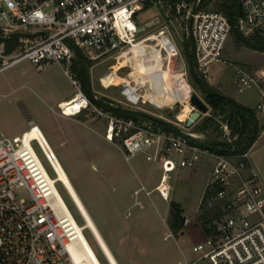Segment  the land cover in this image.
Here are the masks:
<instances>
[{
    "label": "built area",
    "instance_id": "1",
    "mask_svg": "<svg viewBox=\"0 0 264 264\" xmlns=\"http://www.w3.org/2000/svg\"><path fill=\"white\" fill-rule=\"evenodd\" d=\"M161 1L0 0V72L23 61H29L36 69L58 65L74 89L68 102L75 100L79 105L72 115H67L64 107L58 105L59 114L64 117L91 114L104 123L103 138L120 150L125 162L143 154L146 161L157 163L161 176L155 190L163 200L167 199L166 182L172 172L193 168L199 156L206 159L210 170L194 217L190 220L183 216V228L192 225L203 238L191 245L195 258L187 260L183 255L178 264L200 261L264 264V180L252 163L250 149L238 155L219 154L209 147L190 144L188 137L202 139L185 128L177 127L179 133L165 132L149 122L117 117L89 100L73 71L76 51L89 52L88 58L92 61L113 59L117 64L108 66L107 72L115 71L118 76L122 68L128 71L124 77L118 76L117 83L113 80L103 82L106 72L98 78L99 85L103 89L119 86L126 107L145 101L150 103L149 77L155 73L141 74L143 81L136 79L133 46L142 43L150 50L158 49L162 68L164 62L170 63V58L159 41L170 43L176 50L173 58L178 52L165 26L155 34L139 36L146 28L157 25L156 18L145 27L134 21L146 5ZM238 2L242 10L237 20L238 30L244 35L253 30L264 31V0ZM181 9L188 20L186 32L195 45L197 72L209 81V68L221 59L230 25L221 12H193L180 3L177 14L182 12ZM32 27L39 30L23 32ZM8 44L10 52L6 51ZM150 63L146 61V65ZM231 84L239 94L257 89L258 102L254 112L264 129V68L253 74L239 70L233 75ZM92 98L96 100L98 96L95 94ZM33 125L31 123L19 136L7 137L0 132V264H87L82 250L83 227L59 200L56 180L47 174L33 145L53 173L51 160L55 154L49 149L47 152L38 140L27 136ZM221 130L229 140L226 124L221 123ZM173 153L182 156L177 161L171 157ZM20 190L26 192L27 199L19 196ZM150 192L139 183L130 195L132 207H141L140 195L149 196ZM200 206L218 212L214 221L208 224V234L203 233L198 219ZM167 238H173L170 231L165 233Z\"/></svg>",
    "mask_w": 264,
    "mask_h": 264
},
{
    "label": "rangeland",
    "instance_id": "2",
    "mask_svg": "<svg viewBox=\"0 0 264 264\" xmlns=\"http://www.w3.org/2000/svg\"><path fill=\"white\" fill-rule=\"evenodd\" d=\"M198 2L199 0H196L194 5ZM180 3L189 11L192 10V4H187L184 0H162L159 4L148 5L135 17V24L142 27L156 18L157 25L146 28L139 36L155 34L161 26H165L178 52L175 58L170 59L169 64L164 62L163 69H166V74L159 78L158 83L154 81L150 83L152 94L150 103L145 101L126 107L119 93V86L103 89L98 83V78L107 72L108 66L117 63L113 59L92 61L88 58L90 53L86 51H83L85 54L82 52V55L88 66L91 93L96 94L103 103L162 118L183 130L184 121L194 110L189 103L190 95L196 94L202 102L205 104L206 102L192 81L188 60L183 52L184 43L189 42L193 45V41L186 32L189 25L188 20L184 18V10L181 9L182 12L177 14ZM210 7L212 5L207 8ZM38 30L32 27L23 32L28 34ZM261 35L264 36V31ZM188 50L190 51L191 47ZM254 55V51L237 45L232 36L228 37L221 57L223 64H217L218 62L211 64L208 83L221 94L234 96L244 104L255 107L254 100L248 99L252 90L239 94L231 84L236 68L248 65L249 72L256 70L252 68V63L258 62ZM121 62L119 59V63ZM127 71V68H122L118 76L124 77ZM174 76L183 79V82L176 85L175 97L181 105L177 110L171 108L170 104L174 103L169 97L171 94H167L168 96L162 94L158 92L160 88L157 87L163 86L162 82L167 77ZM118 79L116 81H119ZM73 91L65 75L55 64L36 69L29 61H23L5 69L0 72V132L7 137L19 135L30 126L27 117L35 122L117 264H178L182 262L184 256L187 260L194 259L195 256L190 249L194 240L202 238L198 230L193 229L189 238L183 228L182 234L178 236L172 234L173 238L165 239V233L170 231L167 225L169 202L179 203L183 209V216L192 220L199 195L207 182L209 166L202 163L194 168L185 169L183 173L177 171L171 173L166 182L167 199L163 200L155 190L161 176V168L157 163L146 161L143 154L136 155L129 163L125 162L120 150L105 141L104 123L95 119L93 115L85 113L64 117L59 114L56 100ZM207 108V113L202 115L189 131L193 132V126L209 115L211 110L208 105ZM181 110L185 114L179 118ZM197 134L201 135L203 141L223 138L222 136L219 138L217 131ZM33 147L47 174L54 178V173L37 147L35 145ZM179 156L178 153L172 154L177 161ZM205 163L207 164V161ZM140 182L151 192L149 196L144 194L140 196L141 207H132L133 199L130 195ZM55 188L62 200L70 205L71 215L76 223L83 227L84 221L62 185L56 183ZM19 196L27 199L24 190L19 191ZM82 234L100 264H108L90 232L83 229ZM197 264L208 263L200 261Z\"/></svg>",
    "mask_w": 264,
    "mask_h": 264
},
{
    "label": "trees",
    "instance_id": "3",
    "mask_svg": "<svg viewBox=\"0 0 264 264\" xmlns=\"http://www.w3.org/2000/svg\"><path fill=\"white\" fill-rule=\"evenodd\" d=\"M187 4H192V11L199 12L206 10L221 12L227 18L230 25V34L233 41L240 46H244L254 51L264 52V36L261 31L255 30L248 36H244L237 27V20L242 15L241 6L238 0H199L194 5L196 0H184ZM212 5V7L207 8ZM146 5L144 8H146ZM143 8V9H144ZM183 52L188 60L189 72L191 74L194 85L200 90L204 96L206 104L210 108V113L201 119L199 123L193 126V132L208 134L209 132L217 131L219 138L215 140H200L188 137V142L198 147H209L212 151L224 155H238L242 154L253 146L258 139L263 125L260 124L254 109L244 106L237 102L235 99L228 95L221 94L217 89L211 86L198 72L194 57L195 45L191 43H184ZM191 47V50L188 49ZM10 46L7 45L6 51L10 52ZM73 71L78 79L81 89L89 100L98 108L109 112L117 117L132 118L141 122L147 121L155 127L160 128L165 132L179 133V128L172 126L166 127L158 123L151 122L150 120L142 117L140 113L124 110L121 106H110L103 103L102 100L93 99L91 93L90 83L87 82L88 75L86 69L88 68L87 62L81 52L76 51L72 63ZM90 93L92 95H90ZM206 105V106H207ZM226 124L229 131V140L225 138L223 131L220 130L221 124ZM209 138V137H208ZM71 213V207L65 203ZM201 207V206H200ZM218 212L213 209L200 208L199 221L204 234H208V224L212 223L217 216ZM167 225L169 230L174 236L182 234L183 230V209L181 205L175 201L169 202V210L167 215Z\"/></svg>",
    "mask_w": 264,
    "mask_h": 264
},
{
    "label": "bare ground",
    "instance_id": "4",
    "mask_svg": "<svg viewBox=\"0 0 264 264\" xmlns=\"http://www.w3.org/2000/svg\"><path fill=\"white\" fill-rule=\"evenodd\" d=\"M151 39H154V37H152ZM139 44L141 43L135 44L132 48L133 59H134V64H135L134 68L136 70V79L143 81V77L140 76L141 74L154 72L155 75H151L149 77V82L150 83L152 81L158 82L159 78L162 75L166 74V69H163L162 67H160L161 63H159V50L158 49L150 50V48H148L147 46L139 45ZM159 44H161L163 47L166 48V51L169 54L170 59L176 55V50H174L172 46L170 47V43L161 40L159 41ZM147 60L151 61L150 65H146ZM121 64L122 63H120V65ZM118 78L119 77L117 76L115 71H112V72H107L105 77H103L102 81L109 82L113 80L115 83H117L116 79ZM181 82H183V79H179V77H175V76L173 78L167 77L165 81L162 82L163 86H160L161 90H159V92L165 95L171 94L169 96L172 99L171 101L177 102L176 97H175V90H176V85ZM150 93H151V90H150ZM61 106L64 107V111L67 115H72L74 111H76L79 107L78 103L75 100H72L71 102H66V103L63 102ZM184 114L185 112L181 110L178 117L182 118ZM27 136L38 140L47 152H49V150L52 151L51 147L47 143L46 139L44 138L43 134L41 133L38 127L33 125L32 130L27 133ZM51 166L54 170V179L56 180V183H60L62 185V187L64 188V190L70 197L71 201L73 202L74 206L78 210L80 216L82 217L84 221L83 229H87L90 232L98 248L102 252L105 259L107 260L108 264H117L116 260L114 259L112 253L110 252L102 236L100 235L94 222L90 218L81 199L79 198L78 194L74 190V187L69 181L65 171L63 170L56 156H54V159L51 160ZM59 200L65 206L68 213L71 215L70 211L68 210V207L66 206L65 202L62 200L60 196H59ZM81 237H82L83 247H84L82 248V250H83L84 256L86 257L87 264H100V262L97 260L95 254L93 253L92 249L88 245L85 238L82 235Z\"/></svg>",
    "mask_w": 264,
    "mask_h": 264
},
{
    "label": "crops",
    "instance_id": "5",
    "mask_svg": "<svg viewBox=\"0 0 264 264\" xmlns=\"http://www.w3.org/2000/svg\"><path fill=\"white\" fill-rule=\"evenodd\" d=\"M255 30H253L252 32H254ZM251 32V33H252ZM250 34V33H249ZM229 37V36H228ZM228 39V38H227ZM224 46H225V44H224ZM223 50H224V47H223ZM223 50H222V53H223ZM252 51H254V50H252ZM255 52V57L257 58V60H258V62H256V63H252V68H254V69H256V70H254L253 72H249L250 71V69L248 68V65H245L244 67H241V68H236V72L237 71H244V72H247V73H255V72H259L260 70H262L263 68H264V52H261V51H254ZM222 57V56H221ZM217 64H223V62H222V60L220 59V62H218ZM116 68V66L114 67V69ZM252 71V70H251ZM90 83V82H89ZM155 83H158L157 81L155 82ZM157 87H159L160 89L159 90H161V87L160 86H157ZM159 90H158V92H159ZM176 91V90H175ZM163 94V93H162ZM73 95H74V91L72 92V93H70V94H67V95H62L61 97H59L57 100H56V107L58 108V105H61L63 102H68L72 97H73ZM228 96H230L231 98H233V99H235L237 102H239L240 104H242V105H244V106H247V107H249V108H252V109H254V107H253V105L252 106H249V105H247V104H244L241 100H238V98H236V97H234V96H231V95H228ZM258 91H257V89H253L252 91H251V93H250V95H249V98L248 99H253L254 100V103L253 104H257V102H258ZM246 100H248L247 98H245ZM35 110L33 109V112H34ZM81 114H85V113H81ZM81 114H79V115H81ZM78 116V115H77ZM27 121H28V123L29 124H34V126H36V127H38L36 124H35V122H33L32 121V119L31 118H29V117H27ZM192 127V126H191ZM190 129V128H189ZM189 129H188V132H192V131H189ZM27 130H25V131H22L19 135H21L22 133H24V132H26ZM192 133H194L195 135H197L198 137H200V138H202L201 137V135L200 134H197V133H195V132H192ZM18 134H15V135H13V136H19ZM250 154H251V160H252V163H253V165L255 166V168L258 170V172H259V174H260V176H262V178H263V180H264V129L260 132V134H259V137H258V139L255 141V143L253 144V146L251 147V149H250ZM181 156L182 155H180L179 157L181 158ZM172 157V156H171ZM173 158V157H172ZM174 159V158H173ZM206 159H204V158H202V157H197V159H196V161H195V165H194V167H196L198 164L200 165V164H202L203 163V165H208L209 166V170H210V163L207 161V164L205 163L206 161H205ZM193 167V168H194ZM177 172H179V173H183L185 170H176ZM173 173V172H172ZM141 183V182H140ZM203 190H204V187H203V189H202V191H201V193H200V195H199V198H198V201H197V204H199V201H200V198H201V196H202V193H203ZM141 195H143V194H141ZM140 195V196H141ZM145 196V195H144ZM142 197V196H141ZM141 197H139L140 199H141ZM196 204V205H197ZM195 213V212H194ZM193 216V215H192ZM185 217V216H184ZM187 217V216H186ZM197 230L195 227H193L192 225H188L185 229H184V232L189 236V238H190V235H191V232H192V230ZM192 236V235H191ZM200 236L203 238V234L202 233H200ZM202 238L201 239H199V240H202ZM199 240H197V241H199ZM195 242H197L196 240H194ZM194 242V243H195Z\"/></svg>",
    "mask_w": 264,
    "mask_h": 264
},
{
    "label": "water",
    "instance_id": "6",
    "mask_svg": "<svg viewBox=\"0 0 264 264\" xmlns=\"http://www.w3.org/2000/svg\"><path fill=\"white\" fill-rule=\"evenodd\" d=\"M150 23H148L149 25ZM141 29H138V32H140ZM87 73V69H86ZM87 82L89 83V78L87 79ZM90 95H92L90 93ZM189 103L193 107V111L188 115L187 119L184 121V128L189 129L194 123H196L202 115H205L208 111V108L204 102L196 95V94H191L189 98ZM181 105L178 102H175L172 104L171 108L174 110L180 109ZM140 115L151 122L158 123L160 125L166 126V127H172L173 124L162 119L159 117H155L153 115H149L146 113H140Z\"/></svg>",
    "mask_w": 264,
    "mask_h": 264
}]
</instances>
